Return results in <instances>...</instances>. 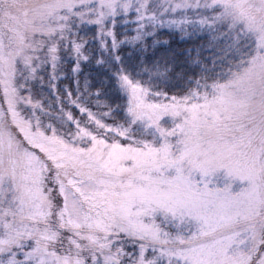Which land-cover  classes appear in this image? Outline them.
Segmentation results:
<instances>
[{"label": "snow or ice", "instance_id": "snow-or-ice-1", "mask_svg": "<svg viewBox=\"0 0 264 264\" xmlns=\"http://www.w3.org/2000/svg\"><path fill=\"white\" fill-rule=\"evenodd\" d=\"M0 264H264V0H0Z\"/></svg>", "mask_w": 264, "mask_h": 264}]
</instances>
